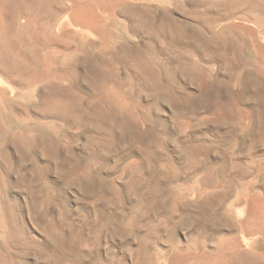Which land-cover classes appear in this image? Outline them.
<instances>
[{
  "label": "rangeland",
  "instance_id": "rangeland-1",
  "mask_svg": "<svg viewBox=\"0 0 264 264\" xmlns=\"http://www.w3.org/2000/svg\"><path fill=\"white\" fill-rule=\"evenodd\" d=\"M60 1L0 0V264H264L222 221L264 163L229 106L256 53L225 60V0L94 1L95 27Z\"/></svg>",
  "mask_w": 264,
  "mask_h": 264
},
{
  "label": "bare ground",
  "instance_id": "bare-ground-1",
  "mask_svg": "<svg viewBox=\"0 0 264 264\" xmlns=\"http://www.w3.org/2000/svg\"><path fill=\"white\" fill-rule=\"evenodd\" d=\"M65 1H70L71 6L67 5V3H65ZM94 1L97 2V4L103 6L105 9L108 8L109 10H112L116 6V4L122 3L125 0H61L60 3L62 4L61 5L62 10L67 11L68 13L71 14V19H72V22L74 24H83V25L95 27V26H97L96 24H99L100 22H102L103 19H102V17H100L97 14V12L95 10L96 4H94L95 3ZM49 2H50V0H49ZM27 4H30V3H27ZM254 9H258V11L259 10L264 11V0H225V14L224 15H226V18H225V28H224L225 33H223V34H225V60L226 61H230L232 58H234L233 54L236 52V50L238 48L242 49L244 47L243 45L245 44V42L251 44L255 50L256 55L254 57L249 58L248 60L246 58L242 59V62H241L240 67H239L240 72H239L238 76L232 81L233 82L232 85H228L229 95H230L229 106L233 109V111L235 112L234 114L237 117V120L234 123L235 127L239 130V132L242 135H244L246 138H248L249 140H251L254 143L255 148L258 151H260V153H264V16H262L260 14V11H259V13L256 12V10L254 12ZM205 18H206V16H205ZM212 24L213 23H211V25ZM101 31L102 30H100V34L102 35ZM5 33H6V31H5ZM6 35L8 36L7 33H6ZM7 38L9 39V36ZM7 38L4 37L3 32H0V52L1 53L4 52V49H5L4 47L9 48L11 46V44H13L12 40L11 41L6 40ZM10 38L14 39L12 37H10ZM12 46H11V48H12ZM233 49H236V50H233ZM8 51H6V52H8ZM239 51H241V50H239ZM235 54H237V52ZM9 55H10V53H9ZM235 61H236V59H235ZM20 62L22 63V61H20ZM234 67H237V66H234ZM236 102L240 104V107L238 106L239 104L237 105ZM234 157L231 156V159H230V165H231L232 169L234 167L233 166V163L235 161ZM263 164L264 163H262V160H256V161L254 160L252 162L250 161V167L253 168L254 172L256 173L254 180L251 181V183H247V185H243L242 187L240 186L241 188L240 189L238 188L237 191L235 190L234 200L231 203L228 202L229 206L225 207V216H224L225 218H223V220H222V221L225 220V234H228L231 230L235 233L243 234V237L245 238L246 241H251V240H254L255 238L264 240V165ZM251 168H250V171H251ZM205 186H208V185H205ZM226 192L228 193L230 191L226 190ZM167 194H168V192H167ZM226 195H228V194H226ZM227 198H229V197L227 196ZM225 199H226V197H225ZM227 200H229V199H226V202H227ZM201 201H202V199H201ZM201 201H198V204H200ZM154 202H155V200H154ZM221 203H223V202L221 201ZM178 207L179 206L177 205L176 209ZM166 208H167V206H166ZM220 209H221V207H220ZM195 240L197 241V239H195ZM256 241H257V239H256ZM181 242H183V241H181ZM190 242H192V241L190 240ZM197 245L198 244H195L193 246H197ZM143 246H145V245H143ZM187 246H189V247H187ZM187 246L185 247L186 249L187 248L191 249V247H192L190 244ZM242 246H243V244L240 241L239 236H235V235H234V237L233 236H226L225 239L222 240L219 243V245H217V248L214 250V253L211 254L209 257L207 256V258L203 257L202 261H204L206 259H209L211 261H219L221 258V255H222V253H224V251H227V250L229 251L230 249L241 248ZM173 248H171V249L173 250ZM186 249H185V251L187 253L182 252L183 249L180 247L174 248V251H173L175 254L174 264H188V263L193 261V260L191 261V259H192L191 257H190L191 258L190 259L189 257L186 256L188 254V251L190 250L189 249L187 251ZM137 255H139V254H137ZM144 256H145V254H144ZM133 257H135V256H133ZM192 257H193V259L197 260L196 264L199 263V261H200L199 259L194 258V255ZM188 258L190 259V261L188 260ZM151 262L153 263V261H151ZM152 263H149V264H152ZM190 264H192V263H190ZM200 264H203V263L200 261Z\"/></svg>",
  "mask_w": 264,
  "mask_h": 264
}]
</instances>
